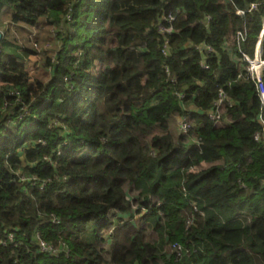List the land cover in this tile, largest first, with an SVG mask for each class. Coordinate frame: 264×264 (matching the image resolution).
<instances>
[{
    "label": "trees",
    "instance_id": "trees-1",
    "mask_svg": "<svg viewBox=\"0 0 264 264\" xmlns=\"http://www.w3.org/2000/svg\"><path fill=\"white\" fill-rule=\"evenodd\" d=\"M177 11L163 54L157 23ZM0 25V264H264V108L242 58L264 0H0ZM33 28L52 48L30 74Z\"/></svg>",
    "mask_w": 264,
    "mask_h": 264
},
{
    "label": "built area",
    "instance_id": "built-area-1",
    "mask_svg": "<svg viewBox=\"0 0 264 264\" xmlns=\"http://www.w3.org/2000/svg\"><path fill=\"white\" fill-rule=\"evenodd\" d=\"M257 4L256 3H251L250 7L246 10H241L238 9L236 11V13L238 15H243L245 12H249L252 9H256ZM179 13V11H177L175 14L173 12H167L164 13L158 23H157V30L158 33L164 38V47H163V54L167 53V46H168V36L173 34L175 29H174V22L176 20V14ZM209 19V17H207ZM73 17H72V13H71V9L69 11V13L67 14L65 20H63V22H65V25H70L72 23ZM63 26V24L60 25L59 29H61V27ZM264 28V26H263ZM58 29V30H59ZM51 32H55V28L53 26H51ZM38 32V31H37ZM36 32L35 30H33L32 34H30V43L33 47V49L35 50V55L37 58V61L41 63L42 57L44 55V52L46 50H49L51 47V43L49 41H46L44 43H40L37 40L34 39V36H36ZM236 37L237 39H245V34L241 31H237L236 32ZM261 37H262V33L261 36H259V39L256 43L255 46V51H254V55L253 57L242 53V58L245 60L246 65H245V70L248 73V76L255 82V85L259 91V96L261 99V103L263 105L264 108V82L262 79V68L264 66V60L261 58L260 52H261ZM224 48L226 47V45L223 46ZM194 48L198 51V53L201 55V65L203 68H207V64L205 62V57L206 55L214 52L213 47L208 44V43H199L194 45ZM2 53V48L0 45V55ZM230 54L233 58L237 59L236 55H235V51L232 50L230 51ZM39 63V64H40ZM73 74V72H70L69 75H65L63 77L64 80H68V78ZM181 97H183V95H181ZM228 101V103H232V101L227 97V95L223 92L220 91L219 92V97L218 99H216L214 101V108L210 109L207 111V115L208 117L214 121L215 123L217 121H219V119L221 118L222 112H223V106H224V102ZM260 119L262 122H264V114L260 115ZM192 122L193 119L190 117L189 113H185L182 114L180 116H178V120H177V126L179 128V130L183 133V134H187L190 130V128L192 127ZM55 123V121L53 122ZM262 135H264V126L262 128ZM261 135L256 134L255 135V139H260ZM198 140V138H192L191 141L196 142ZM35 177H25L24 175L20 176V180L21 181H25V180H35ZM38 238V237H37ZM7 242L12 243L13 242V237H12V233H8L7 235H5V238L0 236V245H6ZM60 246L63 247V250L65 252H68L69 249L68 247H66V244L64 242H60ZM179 249L180 246H173V248ZM38 248L39 251L42 252H46L49 254H54L57 255L60 250V247L58 246H54L51 243L46 242L45 240L38 238Z\"/></svg>",
    "mask_w": 264,
    "mask_h": 264
},
{
    "label": "rangeland",
    "instance_id": "rangeland-1",
    "mask_svg": "<svg viewBox=\"0 0 264 264\" xmlns=\"http://www.w3.org/2000/svg\"><path fill=\"white\" fill-rule=\"evenodd\" d=\"M8 19H9V18H8L7 16H6V17H5L4 15L1 16V21H2V23H3L4 26H6L5 24L8 23V21H9ZM0 26H1V25H0ZM47 27L49 28V27H51V26H47ZM64 28H65V25H64ZM64 28H63V29H64ZM0 29L3 31V30H4V27H0ZM3 32H4V31H3ZM15 35L17 36L19 42H21V43L24 42V41H22L21 38H20V37L22 36V35L20 34V31L17 32V30H16V34H15ZM44 35H46V31L43 30L42 33L39 35V38H38L40 42L45 41V40H43V38H44L43 36H44ZM9 37L11 38V35H10ZM2 40H3V41H1V43L3 42V43L5 44V43L7 42V41H6V38H4V39H2ZM7 40H8V39H7ZM39 41H38V42H39ZM25 42H26V41H25ZM45 42H46V41H45ZM26 43L28 44V42H26ZM43 43H44V42H43ZM50 43H51V42H50ZM29 44L31 45L30 41H29ZM7 45H8V44H7ZM51 48H52V46L50 47V49H51ZM50 49H49V50H50ZM6 50H12V51L15 50V51H16L17 48H16V45H15V44H9V45L7 46V49H6ZM49 50H48V51H49ZM54 58H55V54L52 56L51 60L54 59ZM39 63H40V62H38V64H37V62H35V64H37L36 66H35V64H34V65H33V64H31V65H30V64L27 65V66H26V67H27V68H26L27 71H28L30 74H32V73L34 74V73L38 72ZM34 66H35V67H34ZM33 67H34V68H33ZM31 70H32V72H31ZM103 70H104V66H103L102 64H100V62H96V64H95V68H92V69H91V72H94L95 74H96V73L98 74V72H100V74H101V73H102L101 71H103ZM100 74H98V75H100ZM177 120H178V116L175 117V119L173 120V122H172V124H171V126L174 127L173 129H171V131H172V133H173V135H174L175 138H177V137L180 135V132H181V131L179 130L178 126H177ZM215 124L218 125V126H221V125H224L225 122L222 121V119L220 118L219 121H217ZM176 128H177L180 132H176V131H175V130H177ZM124 188L129 189L130 187H128V185L125 184V185H124ZM133 207H135V205H133ZM238 220H239V219H238ZM239 221H240V220H239ZM108 234H109V232H107V234H104L103 237L106 238ZM103 239H104V238H103Z\"/></svg>",
    "mask_w": 264,
    "mask_h": 264
},
{
    "label": "crops",
    "instance_id": "crops-1",
    "mask_svg": "<svg viewBox=\"0 0 264 264\" xmlns=\"http://www.w3.org/2000/svg\"><path fill=\"white\" fill-rule=\"evenodd\" d=\"M29 30V29H28ZM28 30H27V33H30V34H32V32H33V30H35V32L37 33V29L36 28H33V29H30V31L28 32ZM30 40V35H29V39H28V41ZM23 43V42H22ZM28 44H29V42H28ZM25 62H26V64L27 65H31V64H35V62H37V64H38V61H37V58H36V56L35 55H28V57H26L25 58ZM37 64H35V66L37 65ZM34 66V67H35ZM33 67V68H34ZM31 72H32V70H31ZM33 74V73H32ZM174 127L173 126H171V129H173ZM177 129V128H176ZM176 132H180L178 129L177 130H175Z\"/></svg>",
    "mask_w": 264,
    "mask_h": 264
},
{
    "label": "water",
    "instance_id": "water-1",
    "mask_svg": "<svg viewBox=\"0 0 264 264\" xmlns=\"http://www.w3.org/2000/svg\"><path fill=\"white\" fill-rule=\"evenodd\" d=\"M263 33H264V28L262 30V35H263ZM3 36H4V32L0 29V44H1V41L3 39Z\"/></svg>",
    "mask_w": 264,
    "mask_h": 264
}]
</instances>
